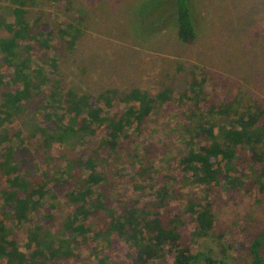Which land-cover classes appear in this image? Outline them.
<instances>
[{"label":"trees","instance_id":"16d2710c","mask_svg":"<svg viewBox=\"0 0 264 264\" xmlns=\"http://www.w3.org/2000/svg\"><path fill=\"white\" fill-rule=\"evenodd\" d=\"M88 24L73 0H0V264H228L214 206L263 199L264 96L212 70L178 85L182 63L154 94L77 89L63 64Z\"/></svg>","mask_w":264,"mask_h":264},{"label":"rangeland","instance_id":"374dc122","mask_svg":"<svg viewBox=\"0 0 264 264\" xmlns=\"http://www.w3.org/2000/svg\"><path fill=\"white\" fill-rule=\"evenodd\" d=\"M73 1L89 18L81 45L63 64L77 89L140 86L154 94L166 72H177L182 63L178 85L180 74L189 76L193 68L212 70L243 86L245 94L264 96V0H187L197 30L188 43L177 39L176 0ZM214 209L232 246L228 264H250L249 241L264 232V194L260 201L254 192L236 202L222 200ZM218 242L211 241L215 256H221Z\"/></svg>","mask_w":264,"mask_h":264}]
</instances>
